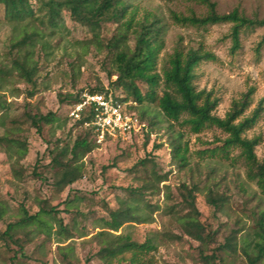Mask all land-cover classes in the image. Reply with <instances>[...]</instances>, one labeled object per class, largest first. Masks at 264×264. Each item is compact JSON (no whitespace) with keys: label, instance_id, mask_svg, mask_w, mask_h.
<instances>
[{"label":"rangeland","instance_id":"rangeland-1","mask_svg":"<svg viewBox=\"0 0 264 264\" xmlns=\"http://www.w3.org/2000/svg\"><path fill=\"white\" fill-rule=\"evenodd\" d=\"M30 1L38 15L44 17L40 2ZM128 1L137 11V20L153 14L166 26L165 43L157 67L160 74L178 44L185 51L202 47L216 56L215 61L202 62L195 69L194 79L198 92L206 91L218 100L215 116L225 118L232 103L249 89H254L246 116L260 103L263 112L245 136L259 138L255 152L258 160L264 161V45H260L264 27L243 30L240 48L233 52L232 24L198 28L174 22L173 13L205 17L208 9L197 1ZM212 1L221 15L238 9L250 19H264V0ZM61 25L63 30L46 38V50L41 44L36 48L39 72L35 84H29L19 77L13 66L17 52L12 45L22 38L25 24L8 22L0 5V67L6 72L0 77V137L9 141L0 144V203L6 206L0 232L18 219L21 204L32 215L41 210L56 209L55 215L44 217L51 227L49 232L34 225L19 233L18 238L24 244L22 255L18 253L17 245L10 243L7 246L0 239V264H103L96 257L99 244L94 236L104 227V220L109 219L110 210H116L124 203L139 206V215L143 218L150 216L151 211L144 202L134 199L129 191L141 189L152 180L153 170L161 176L167 175L165 184L171 187L175 199L168 201L165 190L160 195L147 193L145 199L153 206L164 209L179 202L177 191L182 184L199 187L196 206L206 239L204 243L192 239L184 233L177 217L155 212L153 222L126 224L120 231L139 243L148 238L153 240L156 250L141 259V264H205L201 253L218 255L223 259L220 264H248L245 250L253 252L255 222L264 211V195L254 182L248 180L240 151L223 154L218 149L228 135L216 127L207 128L200 134H193L187 127L178 125L173 129V134H183V144L189 150V167L180 168L172 160L167 143L170 123L156 105L144 104L138 112L145 114L146 130L102 144L97 142L100 147L84 159L83 178L63 193L55 190L52 186L55 171L50 165L48 148L58 140L61 143L73 141L85 131V127H74L73 119H69L72 107L69 103L62 104L64 95L100 85L109 86L117 79L115 75L109 76L114 73V64L106 47L117 32V24L105 25L101 33L104 48L94 43L92 33L73 22L68 12L61 18ZM112 87L111 84L109 88ZM122 92L127 96V90L120 89L119 95ZM40 111L47 116V122L57 120L53 124H43L41 134L30 119ZM134 112L138 113L137 110ZM149 124L152 125L150 128ZM146 133L151 134L146 137ZM16 142L27 145L26 155L19 153ZM145 158H152L154 163L142 165L140 162ZM210 189L225 197V206L220 211L207 202ZM68 195L70 202L66 203ZM60 221L67 228L66 233L60 232ZM233 235L234 250H219ZM210 264H219V260Z\"/></svg>","mask_w":264,"mask_h":264},{"label":"trees","instance_id":"trees-1","mask_svg":"<svg viewBox=\"0 0 264 264\" xmlns=\"http://www.w3.org/2000/svg\"><path fill=\"white\" fill-rule=\"evenodd\" d=\"M44 10V17L38 15L30 0H0L3 7L5 19L14 24H25L22 38L16 40L12 49L17 52L13 60V66L19 77L29 84H35L39 72V64L35 59L36 48L41 44L46 50L47 37H53L58 31L63 30L61 18L68 12L73 22L81 27L87 28L93 35L94 43L104 48L101 33L107 23L117 24V32L113 39L106 45L114 64V75L117 79L109 86H97L89 90H82L75 94H66L62 104L73 107L79 103L84 93L99 94L113 91L119 97L122 105L129 111L135 113L145 123V114L138 112V108L144 104H154L167 118L170 130L167 143L171 148L172 160L180 168L189 167L188 147L183 144V134H173L176 126L187 127L193 134H200L207 128L216 127L223 131L228 137L219 150L228 154L231 150H239L240 158L246 166V175L249 181L254 182L260 192L264 195V161H259L255 152L259 145V138L249 139L245 136L258 122L263 112L260 105L249 115L246 112L251 106L254 89L243 93L240 99L235 100L225 118L214 115L218 106V100L206 91L198 92L194 85L195 69L205 61H215L216 56L204 48H191L185 51L178 44L173 53L168 56L167 66L160 74L157 70L159 55L164 47V36L166 26L162 20L153 14H146L142 19H136L137 11L133 9L128 0H38ZM207 7L208 13L205 17L191 15L185 17L176 13L172 19L176 24L193 27H207L214 24H232L231 39L233 52L240 48V38L243 30L264 27L263 20H253L241 14L235 9L228 14H219L216 3L212 0H194ZM133 42V44H131ZM264 45V37L260 44ZM49 47V46H48ZM5 70L0 67V77ZM120 89L127 90V96L121 98ZM137 110L138 113L134 112ZM93 114L86 109L78 118L73 119L74 127L84 128V134L77 136L73 141L61 143L58 140L51 144L48 153L51 157L50 165L54 168L52 186L58 193H63L81 180L85 173L84 159L100 147L92 129L86 127L91 121ZM33 127L37 133L43 131V124L55 123L57 120L47 122V116L43 112H37L31 117ZM152 125L149 124L148 128ZM172 129V133H171ZM151 133H146L149 137ZM171 134V135H170ZM108 139L106 141H110ZM105 141V142H106ZM9 143L4 137H0V144ZM19 153L24 156L27 153V145L24 142H16ZM49 144V143H48ZM157 148H160L157 146ZM215 152V150L211 151ZM142 160L145 165L150 160ZM167 175H159L152 171V180L146 182L141 189H132L129 193L134 199H139L150 210V216L143 218L139 215V206L123 204L116 210H110L109 219L104 220V227L94 236L98 241L99 250L96 257L103 264H122L129 261L130 264H141V259L156 250L151 238L139 243L130 235L120 233L126 224H145L154 221V213L162 211L167 215L177 217L184 233L192 239L204 243V227L199 221L200 212L196 206L199 187L182 184L179 186L177 195L179 202L167 205L164 209L159 205H151L145 199L147 193L151 195L161 194L165 190V197L173 202L174 193L171 187L165 183ZM69 203V195L65 200ZM207 202L220 211L226 203L225 197L210 189L207 193ZM56 209L49 211L41 210L36 214H30L25 205H20L19 217L16 221L8 223L4 232H0L2 239L8 246L10 243L17 245L18 253L22 255L24 244L18 238L19 233L26 232L28 228L36 225L41 231L51 227L45 222L44 217L55 215ZM6 206L0 203V221L4 220ZM57 220V218L54 217ZM60 232L66 233L67 228L62 222L59 223ZM235 236L227 239V242L219 247V250H234ZM248 264H264V211L260 213L255 222V242L253 252L245 250ZM205 264L211 261L223 259L216 254L205 256L201 253Z\"/></svg>","mask_w":264,"mask_h":264},{"label":"built area","instance_id":"built-area-1","mask_svg":"<svg viewBox=\"0 0 264 264\" xmlns=\"http://www.w3.org/2000/svg\"><path fill=\"white\" fill-rule=\"evenodd\" d=\"M86 109L93 118L85 125L93 130L97 142L119 139L126 135L139 134L147 129L139 117L127 110L113 91L92 94L84 93L79 103L75 104L69 113V119H75Z\"/></svg>","mask_w":264,"mask_h":264}]
</instances>
